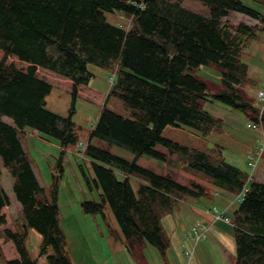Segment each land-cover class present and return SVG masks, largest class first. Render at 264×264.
<instances>
[{
	"label": "trees",
	"instance_id": "1",
	"mask_svg": "<svg viewBox=\"0 0 264 264\" xmlns=\"http://www.w3.org/2000/svg\"><path fill=\"white\" fill-rule=\"evenodd\" d=\"M184 1L0 0V156L24 217L15 231L2 229L8 224L3 210L11 200L0 186V239L12 242L18 253L6 264H38L27 244L29 228L42 235L39 255L47 264H73L60 224L58 188L52 202L41 199L46 191L21 135L37 131L54 138L63 154L77 144L73 112L64 117L45 103L55 85L71 90L73 107L79 94L90 95L91 64L114 72L108 97L119 98L130 115L104 106L92 129L86 157L101 193L100 201L83 202L86 210L104 214L108 205L120 230H112L113 237L129 250L150 244L169 264L171 241L163 218L179 200L208 196L207 188L129 162L93 140L168 163L166 153L156 148L161 145L185 169L230 193L247 186L232 213L233 264H264V182L228 162L218 144L204 151L162 135L170 125L189 126L204 138L223 132L225 122L205 109L206 102L218 101L259 120L258 65L248 49L264 32V14L243 0H196L209 7L208 13L194 11ZM115 11L125 13L130 22L112 24L105 12ZM236 12L257 23L232 22L229 17ZM212 63L220 69L223 86L216 92L192 72ZM261 120L264 128V112Z\"/></svg>",
	"mask_w": 264,
	"mask_h": 264
},
{
	"label": "rangeland",
	"instance_id": "2",
	"mask_svg": "<svg viewBox=\"0 0 264 264\" xmlns=\"http://www.w3.org/2000/svg\"><path fill=\"white\" fill-rule=\"evenodd\" d=\"M243 1L248 6L264 14V0ZM184 5L202 13H208L210 10L208 6L196 0H185ZM105 15L115 25L126 26L130 22L128 16L123 12H105ZM229 19L232 22L257 23L256 20L237 12L231 13ZM260 40L264 42L263 32L260 33ZM259 64L261 65L262 62H259ZM252 67L254 71L255 68L253 65ZM89 69L94 73L90 95L79 94L73 107L71 90L62 85H55L47 96L45 103L46 108L64 117L69 116L73 112V120L76 123L78 136L77 144L70 145L63 154L62 147L54 138L38 134L36 131L25 132L21 135V140L29 154L35 173L46 191L45 196H41V199L52 202L53 190L57 186L60 224L67 238V248L73 264H165L162 255L154 246L147 244L134 250H129L127 243L112 236V230H120L108 205L104 210V214L88 212L83 205L85 201H100L101 191L94 183L95 176L91 161L86 156L78 155V152L81 151V144L88 142L92 129L104 106L119 114L130 115V110L124 106L119 98L108 97L113 83L114 72L92 64L89 65ZM192 72L208 84L211 92H216L223 87L220 80V69L214 63L202 65ZM258 77L261 79L262 75L258 74ZM102 95L103 101L101 103L99 99ZM212 103L241 116L242 121L239 124L235 121L234 125L225 123L223 132H215L207 138L202 137L197 130L186 125L167 126L163 130L162 135L180 144L204 151H209L218 144L222 148L228 162L246 170L250 179L259 180L262 171L261 166H264V154L260 159L259 167L253 178L251 177L252 169L247 166V161L254 149L261 145V131L248 128V122L251 119L246 114L218 101H213ZM3 120L11 122L6 117H3ZM93 144L109 150L129 162L136 160L138 164L151 168L158 173H171L178 181L186 183V180L181 178L180 175L181 169L184 168L183 164L179 163L176 155L171 156L169 150L161 145H157L156 148L166 153L168 163H166L164 168L158 163L152 162L156 160L148 156L137 157L131 151L111 145L107 141L95 138ZM0 171V186L4 188L10 199H12L8 207L3 210L8 224L2 226V229L9 228L15 231L17 226L24 222L22 206L13 191V178L4 168L1 156ZM88 180L91 182L92 188ZM137 185L133 181L135 188H137ZM196 200L193 199L191 201L195 202ZM239 202L240 200L235 201V208ZM213 211L216 212L214 208ZM209 235L206 240H201L195 249V257L199 256L200 263L228 264V262H235V257L227 256L228 262L224 261L222 253L219 254L216 250H209L204 246L209 241L215 244V241L211 240ZM41 242L42 235L35 229L29 228L27 244L31 253L35 249L39 250ZM188 244L192 245L193 242L189 241ZM0 246L2 251L0 264H6V260L11 259L12 255L16 254V249L14 244L4 242L3 239H0ZM38 264L42 263L38 261Z\"/></svg>",
	"mask_w": 264,
	"mask_h": 264
},
{
	"label": "crops",
	"instance_id": "3",
	"mask_svg": "<svg viewBox=\"0 0 264 264\" xmlns=\"http://www.w3.org/2000/svg\"><path fill=\"white\" fill-rule=\"evenodd\" d=\"M248 52L257 61V73L262 75L263 79H260V82H262L264 80V42L261 40H253L250 43ZM258 62H262V64L260 65ZM205 109L211 114L221 118L227 124L234 125L235 121L238 124L242 121L241 116L236 115L224 107L215 105L212 102H206ZM151 159L156 160L154 158ZM152 162L158 163L163 168L166 165V163L158 160ZM261 170L258 181L264 182V166H261ZM180 175L181 178L186 180L185 184L190 181H195L205 186L209 194L208 196L197 199V202L191 200L179 201L175 209L166 214L163 218L162 223L164 229L171 241V249L168 256L169 264H182L186 262L184 244L189 242L185 236L186 230L190 224L198 222H205L211 226L209 236L211 237V240L215 241V244L214 242L212 243L209 241L205 243L204 246L209 250H216L219 254L222 253L221 255L224 256V261L226 260L228 262V257L231 256L236 259L234 226L225 221L217 220L215 218L216 212L213 211V208L219 210L228 209L230 214L233 213L237 208L234 207L235 202H233L235 194L214 185L195 171L183 168L180 171ZM32 255L37 258L40 263H46L45 257L39 255V250L35 249ZM16 258H18L17 251L16 254L12 255L11 259ZM230 263L233 264L234 261L228 262V264ZM191 264H201L199 256L193 259Z\"/></svg>",
	"mask_w": 264,
	"mask_h": 264
},
{
	"label": "built area",
	"instance_id": "4",
	"mask_svg": "<svg viewBox=\"0 0 264 264\" xmlns=\"http://www.w3.org/2000/svg\"><path fill=\"white\" fill-rule=\"evenodd\" d=\"M258 99H259V104L261 106V114H260V119L262 116V112L264 110V82L262 83L261 88L258 90ZM249 127H252L254 129H259L262 130V123L261 120L259 122H252L249 124ZM87 148V143H82L81 144V151H79V155L84 156V153L86 151ZM264 152V139L262 141V147L258 150L257 155H254L252 157H250V161H249V166L251 167V169L254 171L259 163V159L262 155V153ZM246 188L243 189V191L241 192V194L237 197L238 199H241L245 193H246ZM215 218L217 220H224L228 223H230V219L228 217H226V213L225 212H220L218 213ZM209 225L206 223H198V224H194L192 226H190L187 230V237L193 241L192 245H188L185 244V256L187 257V261L184 264H191L192 259L195 257V247L196 244L203 239H206L208 237V233H209Z\"/></svg>",
	"mask_w": 264,
	"mask_h": 264
}]
</instances>
